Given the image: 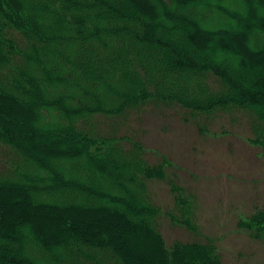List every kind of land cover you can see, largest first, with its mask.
<instances>
[{
  "label": "trees",
  "instance_id": "1",
  "mask_svg": "<svg viewBox=\"0 0 264 264\" xmlns=\"http://www.w3.org/2000/svg\"><path fill=\"white\" fill-rule=\"evenodd\" d=\"M255 3L263 16L255 14ZM157 9L176 24L171 37L184 47L158 34L163 24ZM243 11L239 21L251 51L239 33L199 28L210 18L228 24ZM212 44L224 52L242 51L240 68L248 76L209 59L204 52ZM148 102L206 118L242 109L254 126V143L264 146V0H0V109L13 116L11 124L0 119V143L33 169L1 178L0 194L8 202L19 192L38 215L44 232L28 239L37 246L38 259L49 264L55 241L66 258L53 264H82L83 253L90 258L85 264H127L126 256L135 255L138 264H221L207 245L166 248L155 209L141 195L125 198L132 185L139 190L144 179L159 178L161 172L145 165L139 142L124 152L122 138L103 137L89 126L97 115L120 117ZM19 118L23 130L14 125ZM39 135L57 137L62 148L50 156L54 147L38 142ZM107 166L118 174L108 176ZM104 178L113 186L100 185ZM108 200L120 208L116 225L124 228V253L117 236L112 242L101 239L86 225L92 216H78ZM258 211L242 223L258 228L255 239L264 237V211ZM19 251L18 233L0 222V264H34Z\"/></svg>",
  "mask_w": 264,
  "mask_h": 264
},
{
  "label": "rangeland",
  "instance_id": "2",
  "mask_svg": "<svg viewBox=\"0 0 264 264\" xmlns=\"http://www.w3.org/2000/svg\"><path fill=\"white\" fill-rule=\"evenodd\" d=\"M253 8L257 16H263L256 3ZM157 14L158 23L163 24L158 26V34L170 40L173 38L171 26L176 24L160 13L159 9ZM244 14V11L238 13L232 20H227L228 24L222 25L216 24L218 19L210 18L200 24L199 28L205 33L216 26L232 34L239 33L244 38L246 49L251 51L247 32L239 21V17ZM173 41L184 47L181 40L179 43L178 39L173 38ZM240 52L242 51L236 48L224 52L212 44L204 53L209 59L228 66L234 72H240L246 78L247 73H243L240 68ZM210 82L214 87L217 86L214 78H210ZM22 110L27 111L24 108ZM12 117L10 113L0 109V119L3 122L13 123ZM249 119V114L239 108L217 111L215 116L206 118L192 116L182 107H166L148 102L137 109H127L120 117L97 115L89 126L99 129L97 133L100 131L103 137L112 133L114 138H122L120 143L123 150H128L134 141L139 142L145 165L151 167L154 173L161 172L159 178L144 179V185L139 186V190L132 185V189H128L124 197L129 201L131 194L138 199V195H141L145 197L146 206L155 209L157 230L167 249L171 250L176 243H199L213 248V253L221 264H264V237L253 238V232L258 229H255L254 224L248 228L250 230L243 227L258 210L264 211V146L254 143V126ZM86 124L85 127H88ZM14 125L20 130L26 126L22 118L17 119ZM38 140L54 147L50 156H55L62 148L55 136L39 135ZM20 155L16 150L0 143V179L19 176L25 169H29L30 163L25 162ZM30 169L32 172L33 169ZM107 170L108 176L118 174L110 166H107ZM110 180L104 178L98 179V182L100 185L104 183L110 186ZM44 184H48V181L41 185ZM127 184L130 188V182ZM37 185L39 184L35 186ZM182 198L187 203L181 205ZM108 201L94 211H78V216H92L86 225L94 232L101 233V239L107 238L112 242L111 236H117L115 239L121 244L120 249L124 253V228L116 225L120 208ZM0 213V222L18 233L21 242L19 254L34 264H47L45 260L38 259L39 253H34L37 246L28 244L33 236L39 238L44 228L36 212L24 204V197L15 191L14 196L6 202L3 194H0ZM52 218L61 225L59 215L54 213ZM73 218L74 216L72 220H75ZM187 218L188 222H185ZM57 247L55 241L49 247L50 253H54L52 261L48 260L49 264L65 262L66 257ZM89 260L83 253L82 264ZM138 260L139 255L133 258L126 256L127 264H138Z\"/></svg>",
  "mask_w": 264,
  "mask_h": 264
}]
</instances>
